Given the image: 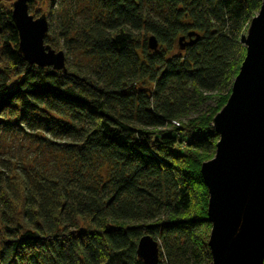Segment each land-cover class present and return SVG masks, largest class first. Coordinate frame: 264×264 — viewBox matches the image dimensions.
<instances>
[{
    "label": "trees",
    "instance_id": "16d2710c",
    "mask_svg": "<svg viewBox=\"0 0 264 264\" xmlns=\"http://www.w3.org/2000/svg\"><path fill=\"white\" fill-rule=\"evenodd\" d=\"M52 1L29 10L48 19L45 43L67 50L66 73L26 62L13 6L0 2V138L46 143L68 174L35 178L0 156V264H144L146 235L159 264H212L201 167L262 0H87L78 23ZM190 33L200 39L182 49ZM213 94L227 96L207 105Z\"/></svg>",
    "mask_w": 264,
    "mask_h": 264
},
{
    "label": "water",
    "instance_id": "95a60500",
    "mask_svg": "<svg viewBox=\"0 0 264 264\" xmlns=\"http://www.w3.org/2000/svg\"><path fill=\"white\" fill-rule=\"evenodd\" d=\"M31 1L13 3L18 52L30 65L66 73V55L45 43L49 22L46 15L30 14ZM189 38H180L182 49L195 45L200 36L190 33ZM243 44L246 56L231 95L213 119L219 136L215 157L201 167L209 192L212 264H264V0ZM148 46L158 49L154 35ZM137 253L144 264L160 263L159 242L150 235L140 239Z\"/></svg>",
    "mask_w": 264,
    "mask_h": 264
},
{
    "label": "rangeland",
    "instance_id": "374dc122",
    "mask_svg": "<svg viewBox=\"0 0 264 264\" xmlns=\"http://www.w3.org/2000/svg\"><path fill=\"white\" fill-rule=\"evenodd\" d=\"M15 1L16 0H0L1 3L6 4V5H8L7 2H10L12 6ZM52 2L54 6L57 7V5L63 3V0H54ZM88 5L89 4L87 0H84V1L83 0H68V1L66 0V2L62 4L63 9L64 8L67 9L68 7H71V11L73 15L75 16L76 23L84 21V15L82 14L81 10L84 11L86 9L85 6H88ZM150 11H151L150 9H147V12H150ZM152 16L155 19H159V17L156 16V13H152ZM57 21L58 20H56L55 23L53 24L54 26L57 24ZM247 34H248V30L246 31L245 36H247ZM55 50L59 51V48L57 47ZM61 50L64 51L65 55L68 54L65 48H62ZM69 53L71 54H69L68 60H69V64L71 65L78 58L77 57L78 55L75 51H71ZM67 71H68V67H67ZM213 95L215 97L214 100L208 102L207 105L215 106L216 101L220 99L222 101V97L227 96V95L220 96L216 94H213ZM205 108L206 106L203 107V109ZM190 117L196 118L197 113L196 112L192 113ZM183 121L187 122L188 119H184ZM166 129L169 131H172L171 128H166ZM172 136L177 137L178 140L183 139L176 133H172ZM45 137L52 139L57 143L71 141L70 139L55 138L53 136H49L48 134H45ZM178 146H181V149H183L186 147V142H183V144H180L178 142ZM196 153L198 155V158L206 159V155H204L203 153H199V152H196ZM0 154L2 158L14 159V156H15L16 159L20 158L21 160H23L25 162V172L28 174H31V176L35 178H39L42 175H50L54 178H60L65 175L68 176V174H65L66 166L60 162L57 154H55V151L50 146H48L46 143L44 144L42 142L35 143L29 137H22V138L19 137L16 140L13 136L11 137H9L8 135L4 137L2 136L0 138ZM214 157H215V153L212 155L211 159L209 160H212Z\"/></svg>",
    "mask_w": 264,
    "mask_h": 264
},
{
    "label": "bare ground",
    "instance_id": "6f19581e",
    "mask_svg": "<svg viewBox=\"0 0 264 264\" xmlns=\"http://www.w3.org/2000/svg\"><path fill=\"white\" fill-rule=\"evenodd\" d=\"M249 28H250V26H249Z\"/></svg>",
    "mask_w": 264,
    "mask_h": 264
}]
</instances>
